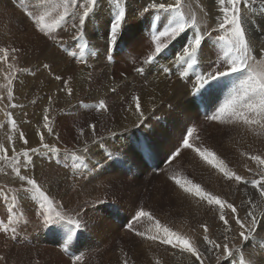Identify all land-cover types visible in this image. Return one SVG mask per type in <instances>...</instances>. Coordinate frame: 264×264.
Masks as SVG:
<instances>
[{"label":"rangeland","instance_id":"374dc122","mask_svg":"<svg viewBox=\"0 0 264 264\" xmlns=\"http://www.w3.org/2000/svg\"><path fill=\"white\" fill-rule=\"evenodd\" d=\"M5 1H6V3H5ZM5 1L0 0V17H1L0 18V23H1L0 26L2 25L0 27V37H1L0 38V45H6L8 43H12L16 47H19V48L23 47L22 50H24V49L26 50L24 53H26V54L29 53V55L31 56V59L33 61H35L31 65L24 63L20 53L18 54L21 58L17 61V63L20 65V67L29 69V71L26 73L25 72L17 73V74H19V75H17L18 78L16 80H14L15 82L13 81V85L15 84L14 85V96H15L14 102L18 103L20 105H23V107H20V108L10 109L13 112L14 118L17 120L19 127L21 125L26 124V123H27V125L30 124V126H33V122H31V121L35 120V117H37L40 113V110H38V109L41 106L39 104L41 103V105H42V104H44V102L47 104L48 103L47 100H48L49 96H53L54 93H56V94L58 93L57 94L58 96L55 95L53 97L54 101H55L56 97L58 98L59 95L62 94V93L58 92V88H57L60 85L58 82H60L62 84V81H56L54 79L55 74L56 75H62L63 74L62 76H64V77L65 76L66 77L71 76L73 78V87L75 90L74 95L75 96L77 95V98H76L77 100H75L73 102V104H71V107L57 111V113L59 115L57 113H55L53 115V118H54L53 129H54L55 135H52V136L47 135L46 143L50 142L49 144H51V142H52V145H55V146L60 147L62 149H63V147L78 148L81 145V141H78L76 139V137L78 135L77 129L84 128L85 139L89 140L88 152L86 153V156L88 157V167H89L91 161H94L93 165L99 164L100 166L102 165L105 167H107L110 163L116 162V163L120 164L122 174L118 175L116 177H112V176L109 177L107 179V181H109V182L104 180L105 185L107 184L106 185L107 191L103 192V193H105L106 199H104V200H106V201L103 200V201L94 203V201L90 200V201H92L91 203L88 201L87 203L85 202V204L84 203H79V204L78 203L77 204L71 203L70 205H65V203H63L62 200L59 199L60 195H62L66 189H68L72 184H74V182H76L78 179L80 180L82 175H78V176H76L75 179H73V170H71V168L69 166L71 162L68 160V157H65L63 152H61L59 154V156H57L56 154H53L54 157H56L57 159H60L61 162H56V160H54L53 162H51L50 160L48 161L47 156L45 154V152H47V151L44 150L43 148H41V152L39 154H32L33 164L35 165L34 168L36 167L37 169L36 168L33 169L31 171V173H29V174H34L35 177L38 179V182L44 184L46 186V188L48 187V182H52V180L55 179L54 180L55 187H56L55 190H57V191L54 190V192H53L48 188L50 195H52V197H54L57 202L61 201L60 203H63L65 205V209L67 208L66 210L64 209V211H66L68 213L70 212L69 213L70 215H74L75 211H79L83 215L81 217H82V222L84 224V227L79 232L76 233L75 239L73 240L72 244L68 247V250L66 252L65 251L66 236L62 232L55 230V226H46L43 224L42 217L39 216L40 210H39V207H37L38 204H36V202L26 200V204L28 206L29 205L30 206L24 207L21 200H25V199L22 198V199H20L19 210L22 211L24 213V215L21 217V221L17 225V229H18L17 230V237L18 238L15 240H12V239H9L4 234H0V255L5 256V258H6L5 262H0V264H72L73 258L77 255L84 256L85 259H84L83 264H121L122 250L129 254V256L135 261V264H154V260L157 257L162 260L163 264H179V263L184 264V261L186 259L185 256H184L185 258L184 257L177 258L176 256L170 255V250L166 249L163 246H160V247L149 246V244L147 242L141 241L138 237H135L133 233H129L127 231V223L131 222L137 208L139 206H144L146 209L153 211L154 215H156L157 218L161 220V223L166 224L169 227H172L174 230L181 231V232H187L190 235L197 236L198 243L200 242L199 237L202 234V229L199 228V224L202 222L208 224L209 229H210V232H209L210 237L216 239V235L218 234L216 222H213V224H211L212 221L207 222V220H203L202 218L200 219L198 217V216H201V214H203L202 215L203 217L204 216L207 217L209 215L208 210H206L207 206L205 207V205H200V208H199L196 204H194L192 202L191 199L186 198L183 195V193L168 179V175L172 171L180 172L182 175L187 176L189 179H192L194 182L197 181L202 187L206 188L208 186L206 188V190H208V188L210 187L209 191H211L213 193L215 192L214 194H217V195H220V194L223 195L224 194L225 197H227V194L228 193L230 194V192L232 190L235 192H238V193L233 195V201L234 202H232V203L235 204V202H238L239 204L243 205L242 200L244 201V199H246L243 195L244 194L243 193V187L244 186L241 185V186L236 187V185L234 183L232 184V182L226 181L220 173H218L211 166L207 165L204 161H202L191 150L183 151L181 153V156L178 157L177 160L174 161L172 165L167 164V157L179 145L181 138H182L183 134L185 133V130L188 127L196 126L198 129V135L200 137L199 140L195 141L197 146H200L202 143L203 146L208 147L211 150H213L214 152H216L217 155H219L222 159H224L225 162L228 163L229 167L231 169H233L234 171H236L238 174L244 175L246 177L249 176V173L245 172L246 170L244 169L243 166L245 163H248L250 166H253V167H254V165H252L251 162L246 161L242 157H240L239 152L241 150L248 151V152L253 151L254 150L253 147L255 145H257L259 147L261 146V152H259V153H262L264 151L262 149V148H264V143L263 144H261V143L264 142V137H262V138L260 137L261 138L260 139L258 137L253 136L251 133L245 132L242 129H237V128L230 127V126H220V125L216 124L215 122L206 121L204 118L205 114H211V112L216 107H218L219 104H221L223 102L224 98L228 95L231 86L226 85V86H224V88L219 89L216 92V94L214 93L212 96L205 98L206 100L204 102H202V105L204 104V106H202L195 99V96H193L194 94L192 93V90H190L191 89V82L181 86L182 82L179 79H177V77L175 75L172 78L174 80L171 79L170 81L167 80V78L165 76L163 77V74L161 72V68H162V66L163 67L169 66L170 62H171L170 59L168 60L169 61L168 65H167V61H166V62H163V64L159 65V66H157V65L146 66V72H145L144 77H140L138 74H136L134 72V68L139 65L141 60L147 55V53L151 50V47H152L150 44L149 38H148L149 29L145 23L147 17L153 15L152 12L146 13V14L141 16V15L137 14L138 13L137 11H128L126 23L123 26L121 39L118 42L119 46L117 45L116 50L111 53L113 59L111 62H109L105 58V51H106V47H107V45H106V41H107L106 37L107 36L105 35V33L107 31V24H108V19H109L108 15H107V8L109 7V5H107V4H105V7H106L105 11L103 13L102 12L99 13L97 15V17L94 19L95 22H98V25H92L91 27L89 25H86V32H87L86 36L87 35L89 36V37L87 36V39L90 40L89 41L90 46L93 49H95L94 51L96 53V55L94 57L89 58V64L91 65V68L85 69L83 65L75 64L73 62V60L71 58H69L61 49H59L55 46H52L49 42L47 44L52 46L51 53L53 51H55V52H60L61 54H63L62 57H63V63L64 64L63 63L61 64L59 62H57V63L54 62L53 63L54 66H53L52 64L48 63L47 61L44 62V60H42L44 57L42 55H41V57H39V54H36L33 50L37 46V43L35 44L36 40L40 41V43H42V44H45V43L43 42V39L38 34H36L34 31H32L33 29L31 28V23L28 22V19H26L27 17L25 16V14L23 12V8L27 5V0H22V1L21 0L20 1L19 0H5ZM7 1H9V2H7ZM144 1L146 3L148 2V0L147 1L144 0ZM134 2L136 4H139V5H141V3H142L138 0H134ZM11 3H12V5H11ZM190 3L192 5V9L194 11H196L198 18H200L203 22L202 23V31H205V30L208 31L211 28H214L216 26V16L218 14L215 11L217 5L214 3V0H207V1L206 0H198V1L197 0H190ZM201 5L204 6V7L203 6L202 7L204 8V12L207 13V16L204 15V12L199 11V7ZM257 5H259V3L255 4V7ZM2 8H3V10H2ZM254 10H255L254 11L255 14L260 16V19H258V21H257L259 23V26L261 28H264V15L261 14V8L259 6H257ZM4 11H6V12H4ZM16 12H18L17 15H16ZM21 12H22V14H21ZM13 13H15V14H13ZM213 14H215V15H213ZM19 15H21V16H19ZM10 17H12V18L10 19ZM20 17H21V19H20ZM16 19H18V20H16ZM21 20L23 22H21ZM24 23H26V24L22 25ZM215 33L216 32H213V35H212L213 37L218 35V33H216V34ZM259 33L260 32H258V31H253L251 35L253 38H256L257 41L259 42V45L263 47L264 41H261V39H260L261 34H259ZM62 34H64V37H65L67 34H70V33H62ZM65 38H66L65 39V47L67 44H70V46L69 47L67 46V47L71 48L72 50H75L73 48V45L75 44V42L70 43V42H68L69 41L68 38L67 37H65ZM26 39H29V40L33 39L32 40L33 41V47H32L31 51H30L31 47H27L23 43L24 41H26ZM207 39L211 40V45L209 46L208 49H209L210 54H211L210 58L213 59L214 57H216L215 45L217 44V42L215 40H213L211 37H209ZM19 40H21V41H19ZM98 43H99V45H98ZM260 48H258L257 50L259 51ZM179 49H180V44L178 45V47L175 48V51L178 52ZM30 53H32V54H30ZM34 53L36 54V57H34L35 56ZM127 53H129V54H127ZM122 58H124V59H122ZM133 59L136 60V64L132 63ZM68 61H69V63H68ZM38 62H40V64ZM41 63H42V65L45 63L52 65L50 67H51V72L53 71L52 73H54V75H49L48 69L46 71V69L43 68ZM204 63L207 64V58L206 57H205ZM36 65L39 67H36ZM0 67H2V66H0ZM28 67H31L32 69L28 68ZM65 67H66V69H65ZM55 68H56V70H55ZM102 70L103 71L105 70V71L103 72ZM88 72L93 73L91 83H89L88 80H86L87 79L86 76H87ZM97 73H99V74H97ZM158 73H160L162 76L160 77V75ZM26 75L28 76V78ZM40 75H42V76H40ZM101 76H102V78H101ZM31 77L33 79L34 78H36V79L32 80V79H30ZM46 77H47L48 81H47ZM125 77H127V79H125ZM79 79H81V80H79ZM137 80L140 82H137ZM27 81L29 82V84ZM30 81L31 82L33 81L32 85H30L31 84ZM158 81H159L160 85H159V87L155 88L154 84ZM167 81H169V82H167ZM4 82L5 81L3 80V83ZM172 82H173V84H172ZM35 83H37V84H35ZM39 83H40V85H39ZM106 83H107V85H106ZM34 84L36 85V88H35ZM90 84H92L93 86ZM99 84L102 85V87ZM110 84H114L115 86H117V93H112L109 90L108 85H110ZM118 84H121L122 88ZM43 85L50 86L51 88H49V87L46 88V86H43ZM85 85H86V87H85ZM52 86L53 87L56 86V88L54 87L55 91H54V88ZM143 86H145V87H143ZM33 87H34V89H33ZM40 87H41V89H40ZM178 87H182V88H178ZM52 88H53V90H52ZM95 88H97V89H95ZM171 88H173V89H171ZM31 89H32V91H31ZM37 89H39V90H37ZM56 89H57V92H56ZM150 89H151V91H150ZM174 89H175V91H174ZM35 90H36V92H35ZM155 90L161 94H159V96H157L155 94V92H156ZM129 91L137 92V94L142 96L141 97V99H142L141 103L143 105L142 107L143 108L145 107L144 110L147 108L145 110V112L150 111V107L153 106V105H147V107H146V102L151 100L150 96L152 99H156L157 97H159V100H160V103L158 104L159 106L157 105L155 107L154 111H150V113H148V119L145 121V124L148 125L147 127H144L143 125H141L137 128L133 124L132 126L127 127L126 130L118 128L119 130L116 129L114 131V128H112L111 125H109V123L111 121H114V119H115V121H120V120L125 119V118H123L126 116L125 115L126 112L124 111V109L126 108V105L128 103V101H126L127 98H128V100L130 99L131 93ZM169 91H171V92H169ZM172 91L174 93H172ZM16 92H19V93H16ZM20 92H22V94ZM164 92H166V93H164ZM49 93H51V94H49ZM88 93H89V95H88ZM118 93H120V94H118ZM180 93L183 95H181ZM0 94H4V96H5V100L2 103H0V108H2L5 106L4 104L7 103L6 90L3 88H0ZM18 94H20V95H18ZM34 94H36V95H34ZM123 95H125V96L123 97ZM165 95H167V96H165ZM175 95H177V96H175ZM178 96H181L182 98H180ZM37 97H39V98H37ZM101 98L106 100V102L109 105V109H110V111L108 113H105L103 115L97 114L94 111V109H92V107H91L94 103H96ZM185 98H187V99H185ZM17 99H19L18 100L19 102L17 101ZM26 99H29L30 101L29 100L26 101ZM175 100H177V101H175ZM79 101H82L83 105H88L89 107H83L80 103H78ZM85 102H86V104H85ZM30 103H33V104L36 103V105H39V107L38 106L36 107L37 110L36 109L35 110L30 109L28 106ZM111 105H114V106H111ZM117 105H119V106L121 105V106L119 107ZM166 105H167V108H166ZM199 105H200V108H199ZM190 106H192V108ZM115 108H117V109H115ZM202 108L204 110V114H203V112H201ZM119 109H121V112L118 111ZM14 111H16V112H14ZM35 111H38L37 112L38 114ZM87 111H88V113H87ZM122 111H124V112L122 113ZM17 113H19V114H17ZM79 113H81V115ZM116 113L117 114L119 113L120 115L119 114L118 115L121 118L118 117L119 118L118 119L117 118L118 115ZM20 114H22V115H20ZM128 114H130V113H128ZM166 114H167V116H166ZM0 116H1L0 119L2 121H4L5 118L2 115V113H0ZM18 116H21V117H18ZM22 116H24V117L22 118ZM78 117H79V119H78ZM65 118H66V120H65ZM83 118L84 119L87 118V119L84 120ZM19 119H21L22 121ZM55 119H56V121H55ZM69 119H70V121H69ZM65 122H67V123H65ZM94 122H95V124H97V130L101 128L102 132H104V133H101L100 135H98V136H103V137H100V139L98 138L97 140H92L91 135L88 134L90 131H89L87 125L94 123ZM105 122L108 124H106ZM98 123H99V125H98ZM104 125H106V126H104ZM33 127H35V126H33ZM33 127H31V130H33ZM108 127H109V129H108ZM128 128L130 129V131L128 130ZM132 128H134V129H132ZM19 129L24 132V129H21V128H19ZM131 129H132V131H131ZM7 131H8V126L5 125V129H3L1 131L2 133L0 135V141H1L0 143H4L5 146L10 147L11 145H10L9 141L7 140V137L5 135V133ZM107 133L109 136L107 135L105 137V134H107ZM123 133H125V134H123ZM56 136H59L60 139L57 140ZM25 137L27 138L28 136L25 134ZM27 139L29 140V138H27ZM123 139H125V140L127 139L128 141H130L128 144L126 143V141H124V143H126V146H127L126 148L123 147V143H121V141L123 142ZM258 139H260V140H258ZM262 139H263V141H262ZM257 140L259 142H257ZM19 141L20 140L17 138L16 143H15V147L17 148V150H20V149L25 148V147L31 148V147H35V146L38 147L39 146L38 142L30 145V140H29L28 145H24L22 143V141H20V142ZM92 141H94V142H92ZM108 143H112V144H108ZM33 145H35V146H33ZM141 145H145L148 147V149L151 152L150 156L141 150V147H140ZM130 147H131V149H130ZM137 149L139 152L137 151ZM230 151H232V152H230ZM42 152H43V154H42ZM93 152H95V153H93ZM109 153H111V158H108ZM256 153H258V151H256ZM48 154H51V153H48ZM100 156H101V158H100ZM106 156L109 160L106 158ZM104 161H107V162H104ZM39 163L41 166L38 167L37 165ZM51 164L56 166V170H52L50 168ZM2 166L3 165L0 164V167H2ZM46 168L48 171L46 170ZM59 168H61V169H59ZM161 168H163L164 171H160ZM58 169L61 170V173H59L57 171ZM64 169H66V170L64 171ZM84 170L85 169H83L82 171H84ZM8 172H9L8 175H4L3 173H0V185H7L8 187L15 189L16 187L19 186V181L17 178L14 177L13 174H11L10 170H8ZM57 176L63 177L64 179H60L59 177L57 178ZM195 176H198L197 179ZM67 179H68V181H67ZM65 180H66V183H65ZM207 181H209V182H207ZM67 182H69L68 183L69 185H67ZM212 182L214 185L212 184ZM70 183H71V185H70ZM230 183H231V185H234V186H231ZM219 184H220V186H218ZM64 186H65V188H64ZM216 186H217V188H216ZM229 186H231L232 188ZM216 189H217L219 194L217 193ZM61 191H63V192H61ZM57 192H59V194ZM17 195L20 197L24 196L23 193H17ZM255 195H257V194H255ZM237 197H240V201L239 200L236 201ZM99 203H100V205H99ZM91 204H93V205H91ZM80 205H81V207H78ZM68 206H70V207H68ZM202 206H203V208H202ZM74 207H75V209H74ZM202 209H203L204 213L202 212ZM29 212H31V213L34 212V214L32 215V218L25 220L24 217L27 216L29 214ZM240 214L243 216L244 212H243V214H242V212H240ZM257 215L260 216V211L257 213ZM6 216H7L6 205H5L2 197H0V219H6ZM197 218H198V220H197ZM22 220H23V223L25 221H27L25 223V225H23ZM28 221L32 224H29ZM261 222H264V220H262ZM221 223L222 222L219 223L220 227H222ZM136 226L138 228L144 229L147 225L146 224H138ZM233 226L235 227V225H233ZM27 227H28V229H27ZM22 229H24V230H22ZM25 229H27V230H25ZM23 231H24V233H23ZM262 232L263 231H259V229H258L257 236L258 235L261 236ZM259 236L257 237L256 241L250 240L247 243H244L240 240H236L232 244V247L233 248H237V247L245 248L246 249V252H245L246 258L249 255V253L252 252V253H254L255 264H264V251H263L264 246H262L260 243V241L264 237L261 236L259 238ZM248 249L249 250L251 249L252 251L251 250L249 251ZM119 255L121 258L119 257ZM235 256L236 255L234 254V257L231 258V264H238L239 257L238 256L235 257ZM118 258L120 260H118ZM206 263L207 264H227L226 260L216 261L215 257L212 259H207Z\"/></svg>","mask_w":264,"mask_h":264},{"label":"snow or ice","instance_id":"6c2138e0","mask_svg":"<svg viewBox=\"0 0 264 264\" xmlns=\"http://www.w3.org/2000/svg\"><path fill=\"white\" fill-rule=\"evenodd\" d=\"M214 3L218 11L216 26L208 31H202L203 22L192 9L190 0H148L137 14L142 16L149 12L153 13L145 21L152 47L140 64L134 68V72L144 77L146 66H159L170 59V65L161 68L162 74L168 80L175 75L182 82L181 86L191 82L192 93L201 99L212 96L226 85H231L223 102L211 114H205V120L220 126L242 129L258 138L264 137V47L257 51L251 35L253 31H258L261 33V41H264V28L249 16L252 6L257 3L261 5V14L264 15V0H214ZM105 4L109 5L105 58L111 62L113 59L111 53L116 50L126 23L127 0H27L23 11L33 31L45 44L50 42L52 46L61 49L75 64L83 65L87 69L91 68L89 58L94 57L96 53L86 37V24L91 26L97 15L105 11ZM199 11L204 12L202 5ZM204 15L207 16V13L204 12ZM213 32L218 35L213 37ZM62 33H70L69 39L75 42L73 45L75 50L65 47V37ZM209 37L217 42L216 57L209 59L205 64V51L211 44V40L207 39ZM177 43L180 44L179 52L175 51ZM21 51V48L12 43L0 45V66H2L0 76L5 81L0 84V88L6 90L7 99V104L0 108V113L5 118L4 121H0V130L5 129V125L8 126L5 135L11 145L7 147L4 143H0V164L3 165L0 167V173L8 175L10 170L19 181V186L15 189L0 185V197L6 205L7 213L6 219H0V234L12 240L18 238L17 225L24 215L19 210V203L23 198L38 204L44 225L55 226V230L66 236L65 251L67 252L76 233L84 227L81 213L75 211L74 215H70L64 211L65 205L57 202L46 186L38 182L34 174H29L34 169L32 154H39L41 148L57 156L63 152L71 162L69 166L73 170V179H75L78 175L87 174L82 170L88 168L86 153L89 140L85 139L84 128H79L76 139L82 143L78 148L61 149L45 142V131H41V128L46 130L47 135H55L51 117L53 97L56 95L54 93L48 98V106L45 107L42 115V125L37 129L39 146L17 150L15 147L17 138L24 145L29 143L10 110L23 107L14 102L13 85L17 73L29 71L17 63ZM132 63L136 64V60L133 59ZM43 68L48 69L49 75H54L48 63L43 64ZM54 79L62 81L58 92L63 93L66 99L71 101L75 91L73 78L54 75ZM87 80L91 83V72H88ZM108 87L112 93H117L114 84ZM4 100V94H0V103ZM78 103L83 107H89L83 105L82 101ZM91 107L100 115L110 111L108 103L103 98ZM154 110V106L150 107V111ZM124 111L135 117L134 126H148L145 124L148 114L142 107L141 96L136 92H131ZM124 118L127 119V116ZM87 127L92 140H97V124L91 123ZM56 139L59 140V136H56ZM199 139L197 127H188L179 145L167 157V164L172 165L183 151L191 150L220 173L226 181L233 182L236 186H244L243 193L246 199L242 201L243 216L240 214V209L228 199L206 190L180 172L172 171L168 179L183 195L197 206L205 205L210 208L218 221L222 222L223 241L210 237L208 224L202 222L199 224L202 234L198 243L197 236L174 230L161 223L153 211L144 206L137 208L131 222L127 223V231L141 241L147 242L149 246H163L169 249L172 256L177 258L186 256L189 264H205L210 256H214L216 261L226 260L227 264H231L234 254L239 257L238 264H255L254 253H249L246 258V249L233 248L231 245L236 240L244 243L250 240L256 241L258 229L264 231L260 228L261 221L264 220V153L243 150L239 152L240 157L254 165L253 167L248 163L244 164V169L249 173L246 177L231 169L228 163L210 148L203 146L202 143L197 146L195 141ZM140 147L147 155H151L147 146ZM108 158H111V153L108 154ZM160 171L164 169L161 168ZM70 187L75 190L76 184ZM17 193H23L24 196L18 197ZM258 210L260 216L257 215ZM138 224H146L147 227L141 229L136 227ZM260 243L264 246V240ZM84 259V256L77 255L73 258L72 264H83ZM5 260V256L0 255V262ZM121 264H135V261L122 250ZM154 264H163V262L157 257Z\"/></svg>","mask_w":264,"mask_h":264},{"label":"bare ground","instance_id":"6f19581e","mask_svg":"<svg viewBox=\"0 0 264 264\" xmlns=\"http://www.w3.org/2000/svg\"><path fill=\"white\" fill-rule=\"evenodd\" d=\"M5 1V0H4ZM20 1V0H19ZM22 1V0H21ZM138 1H140V2H142L141 3V5H139V4H136L135 2H134V0H127V5H128V11H137V12H139V10H141L142 8H143V6L144 5H146V2L144 1V0H138ZM147 1V0H146ZM198 1V0H197ZM207 1V0H206ZM7 2H9V1H7ZM201 2V1H200ZM5 3H6V1H5ZM202 3V2H201ZM206 3V2H205ZM8 4V3H7ZM11 5H12V3H11ZM10 6V5H9ZM203 6V5H202ZM257 6H259L260 8H261V5L259 4V5H257ZM256 6V7H257ZM4 7V6H3ZM8 7V6H7ZM16 7V6H15ZM204 7V6H203ZM255 5H253L252 6V12L251 13H249V16L255 21V23L256 24H258L259 25V23L257 22L258 21V19H260V16L259 15H257V14H255ZM5 8V7H4ZM106 8V7H105ZM254 8V9H253ZM15 9V8H14ZM204 9V8H203ZM2 10H3V8H2ZM8 10V9H7ZM12 10V9H11ZM16 10V9H15ZM9 11V10H8ZM7 11V12H8ZM21 11V10H20ZM216 13L218 14V11H217V7H216ZM4 12H6V11H4ZM15 12V11H14ZM19 12V11H18ZM18 12H16V15H17V13ZM24 12V11H23ZM2 13V12H1ZM103 13V12H102ZM3 14V13H2ZM1 14V15H2ZM12 14V13H11ZM13 14H15V13H13ZM21 14H22V12H21ZM101 15V14H100ZM104 15V14H103ZM210 15V14H209ZM213 15H215V14H213ZM11 16V15H10ZM19 16H21V15H19ZM130 16V15H129ZM137 16V15H136ZM25 17V16H24ZM1 18V17H0ZM12 17H10V19H11ZM17 18V17H16ZM134 18V17H133ZM132 18V19H133ZM8 19V18H7ZM9 19V20H10ZM15 19V18H14ZM20 19H21V17H20ZM25 19V18H24ZM27 19V18H26ZM142 19V18H141ZM257 19V20H256ZM16 20H18V19H16ZM98 20V19H97ZM134 20V19H133ZM137 21V20H136ZM10 22V21H9ZM20 22V21H19ZM21 22H23L22 20H21ZM29 22V21H28ZM135 22V21H134ZM260 22V21H259ZM1 24V23H0ZM3 24V23H2ZM11 24V23H10ZM16 24V23H15ZM26 23H24V24H22V25H25ZM87 25V24H86ZM92 25H98V22H95V20H93V22H92V24H91V26ZM2 26V25H1ZM0 26V27H1ZM11 26V25H10ZM90 26V27H91ZM262 26V25H261ZM25 27V26H24ZM29 28V27H28ZM31 28H32V26H31ZM205 29V28H204ZM29 30V29H28ZM25 31V30H24ZM33 31V30H32ZM206 31V30H205ZM87 33V32H86ZM92 33V32H91ZM90 33V34H91ZM216 34V33H215ZM252 34V33H251ZM259 34H261V33H259ZM62 35H64V34H62ZM213 35V34H212ZM23 36V35H22ZM35 36V35H34ZM88 36V35H87ZM86 36V37H87ZM100 36V35H99ZM217 36V35H216ZM258 36V35H257ZM15 37V36H14ZM17 37V36H16ZM65 37H67L68 38V42H70V43H73L74 41H72L71 39H69V34H67ZM89 37V36H88ZM103 37V36H102ZM1 38V37H0ZM35 38V37H34ZM107 38V37H106ZM258 38V37H257ZM66 39V38H65ZM23 40V39H22ZM25 40V39H24ZM29 39H26V41H24L23 43L27 46V47H31V49H30V51L32 50V47H33V39H30L29 41H28ZM42 40V39H41ZM19 41H21V40H19ZM90 41V40H89ZM44 42V41H43ZM18 43V42H17ZM22 43V44H23ZM37 43V46H36V48L35 49H33L34 50V52L36 53V54H39V57H41V55L44 57L42 60H44V62L45 61H47L48 63H50V64H52L53 65V63L55 62V63H57V62H59V63H63V57H62V55L63 54H61L60 52H55V51H53L52 53H51V48H52V46L51 45H48V44H42V43H40V41H38V40H36L35 41V44ZM253 44H254V46H255V48L256 49H258V48H262V46H260L259 45V42L257 41V39L256 38H253ZM72 45V44H71ZM98 45H99V43H98ZM105 45V44H104ZM178 45H179V43H177L176 44V47H178ZM211 45V44H210ZM209 45V46H210ZM69 47L70 46V44H67L66 45V47ZM101 46V45H100ZM119 46V45H118ZM106 47V46H105ZM264 47V46H263ZM23 47H21V49H22ZM26 48V47H25ZM55 48V47H54ZM28 49V50H29ZM95 50V49H94ZM177 50V49H176ZM26 50L24 49V50H22L21 51V53H20V55H21V57H22V60H23V62L24 63H27V64H33L35 61H33L32 59H31V56L29 55V53L28 54H26V53H24ZM129 51V50H128ZM258 51V50H257ZM179 52V51H178ZM34 53V57H36V54ZM30 54H32V53H30ZM127 54H129V53H127ZM104 55V54H103ZM171 55V54H170ZM38 56V55H37ZM100 56V55H99ZM125 56V55H124ZM210 56H211V54H210V51H209V49H207L206 51H205V57L207 58V62H208V60L209 59H212V58H210ZM20 57V58H21ZM214 57V56H213ZM209 58V59H208ZM215 58V57H214ZM213 58V59H214ZM65 59V58H64ZM122 59H124V58H122ZM41 60V61H42ZM119 60V59H118ZM121 60V59H120ZM169 60V59H168ZM168 60H165L164 62H166L167 61V65H168V63H169V61ZM98 61V60H97ZM43 62V63H44ZM71 62V61H70ZM39 64H40V62H38ZM66 63V62H65ZM68 63H69V61H68ZM95 63V62H94ZM101 63V62H100ZM64 64V63H63ZM140 64V63H139ZM41 65H42V63H41ZM52 65H50V66H52ZM60 65V64H59ZM67 65V64H66ZM99 65V64H98ZM20 66V65H19ZM25 66V65H24ZM29 66V65H28ZM43 66V65H42ZM41 66V67H42ZM54 66V65H53ZM69 66V65H68ZM67 66V67H68ZM101 66V65H100ZM99 66V67H100ZM36 67H39V66H37L36 65ZM163 67V66H162ZM28 68H31V67H28ZM53 68V67H52ZM58 68V67H57ZM60 68V67H59ZM71 68V67H70ZM32 69V68H31ZM54 69V68H53ZM65 69H66V67H65ZM148 69V68H147ZM55 70H56V68H55ZM59 70V69H58ZM63 70V69H62ZM84 70V69H83ZM91 70V69H90ZM106 70V69H105ZM104 70V71H105ZM46 71H47V69H46ZM103 71V70H102ZM103 71V72H104ZM40 72V71H39ZM53 72V71H52ZM56 72V71H55ZM99 72V71H98ZM26 73V72H25ZM84 73V72H83ZM101 73V72H100ZM154 73V72H153ZM39 74V73H38ZM54 74V73H53ZM61 74V73H60ZM66 74V73H65ZM87 74V73H86ZM93 74V73H92ZM97 74H99V73H97ZM159 75H160V77L162 76L160 73H158ZM17 75H19V74H17ZM23 75V74H22ZM56 75V74H55ZM63 75V74H62ZM88 75V74H87ZM96 75V74H95ZM27 76V75H26ZM40 76H42V75H40ZM45 76V75H44ZM43 76V77H44ZM150 76V75H149ZM154 76V75H153ZM20 77V76H19ZM37 77V76H36ZM66 77V76H65ZM87 77V76H86ZM94 77V76H93ZM98 77V76H97ZM163 77H164V75H163ZM174 77V76H173ZM172 77V78H173ZM18 78V77H17ZM27 78H28V76H27ZM39 78V77H38ZM37 78V79H38ZM101 78H102V76H101ZM152 78V77H151ZM30 79H32V80H34V79H36V78H30ZM42 79V78H41ZM46 79H47V77H46ZM83 79V78H82ZM142 79V78H141ZM146 79V78H145ZM157 79V78H156ZM155 79V80H156ZM161 79V78H160ZM178 79V78H177ZM51 80V79H50ZM79 80H81V79H79ZM87 80V79H86ZM98 80V79H97ZM139 80V79H138ZM137 80V82H140V81H138ZM143 80V79H142ZM154 80V81H155ZM168 80V79H167ZM172 80H174V79H172ZM41 81V80H40ZM47 81H48V79H47ZM100 81V80H99ZM125 81V80H124ZM144 81V80H143ZM146 81V80H145ZM148 81V80H147ZM151 81V80H150ZM163 81V80H162ZM170 81V80H169ZM169 81H167V82H169ZM176 81V80H175ZM15 82V81H14ZM20 82V81H19ZM28 82V81H27ZM31 82V81H30ZM33 82V81H32ZM32 82H31V84L30 85H32ZM39 82V81H38ZM46 82V81H45ZM131 82V81H130ZM149 82V81H148ZM165 82V81H164ZM3 83V77L2 76H0V84H2ZM21 83V82H20ZM41 83V82H40ZM40 83H39V85H40ZM43 83V82H42ZM47 83V82H46ZM49 83V82H48ZM51 83V82H50ZM56 83V82H55ZM60 85H61V83L60 82H58ZM95 83V82H94ZM103 83V82H102ZM118 83V82H117ZM121 83V82H120ZM144 83V82H143ZM153 83V82H152ZM171 83V82H170ZM19 84V83H18ZM28 84H29V82H28ZM35 84H37V83H35ZM34 84V85H35ZM84 84V83H83ZM96 84V83H95ZM141 84V83H140ZM146 84V83H145ZM172 84H173V82H172ZM176 84V83H175ZM182 84V83H181ZM15 85V84H14ZM33 85V86H34ZM56 85V84H55ZM59 85V86H60ZM89 85V84H88ZM87 85V86H88ZM90 85H92V84H90ZM100 85V84H99ZM104 85V84H103ZM106 85H107V83H106ZM119 86H121V84H118ZM136 85V84H135ZM155 88L156 87H159V81L158 82H156L155 84ZM171 85V84H170ZM180 85V84H179ZM43 86H46V85H43ZM93 86V85H92ZM96 86V85H95ZM94 86V87H95ZM101 87H102V85H100ZM109 86V85H108ZM125 86V85H124ZM141 86V85H140ZM151 86V85H150ZM178 86V85H177ZM231 86V85H230ZM19 87V86H18ZM21 87V86H20ZM27 87V86H26ZM47 87H49V88H51L50 86H46V88ZM53 87V86H52ZM55 88H56V86H54ZM53 87V88H54ZM83 87V86H82ZM85 87H86V85H85ZM91 87V86H90ZM89 87V88H90ZM117 87V86H116ZM143 87H145V86H143ZM154 87V86H153ZM167 87V86H166ZM16 88V87H15ZM22 88V87H21ZM30 88V87H29ZM35 88H36V85H35ZM53 88H52V90H53ZM55 88H54V91H55ZM58 88V87H57ZM84 88V87H83ZM100 88V87H99ZM104 88V87H103ZM119 88V87H118ZM121 88H122V86H121ZM132 88V87H131ZM169 88V87H168ZM178 88H182V87H178ZM224 88V87H223ZM25 89V88H24ZM23 89V90H24ZM28 89V88H27ZM33 89H34V87H33ZM40 89H41V87H40ZM95 89H97V88H95ZM135 89V88H134ZM139 89V88H138ZM171 89H173V88H171ZM170 89V90H171ZM187 89V88H186ZM26 90V89H25ZM37 90H39V89H37ZM82 90V89H81ZM80 90V91H81ZM91 90V89H90ZM101 90V89H100ZM124 90V89H123ZM158 90V89H157ZM163 90V89H162ZM168 90V89H167ZM182 90V89H181ZM191 90V89H190ZM16 91V90H15ZM19 91V90H18ZM22 91V90H21ZM31 91H32V89H31ZM83 91V90H82ZM125 91V90H124ZM138 91V90H137ZM146 91V90H145ZM149 91V90H148ZM150 91H151V89H150ZM156 91V90H155ZM174 91H175V89H174ZM178 91V90H177ZM35 92H36V90H35ZM40 92V91H39ZM38 92V93H39ZM42 92V91H41ZM56 92H57V89H56ZM93 92V91H92ZM130 93H131V91H129ZM157 92V91H156ZM155 92V94L157 95V96H159V94H161V93H159V92H157L156 93ZM169 92H171V91H169ZM16 93H19V92H16ZM21 94H22V92H20ZM34 93V92H33ZM123 93V92H122ZM137 93V92H136ZM141 93V92H140ZM164 93H166V92H164ZM172 93H174L173 91H172ZM182 93V92H181ZM180 93V94H181ZM221 93V92H220ZM49 94H51V93H49ZM58 94V93H57ZM56 94V95H57ZM75 94V93H74ZM118 94H120V93H118ZM150 94V93H149ZM152 94V93H151ZM179 94V95H180ZM187 94V93H186ZM216 94V93H215ZM225 94V93H224ZM17 95V94H16ZM18 95H20V94H18ZM24 95V94H23ZM33 95V94H32ZM31 95V96H32ZM34 95H36V94H34ZM42 95V94H41ZM44 95V94H43ZM88 95H89V93H88ZM146 95V94H145ZM148 95V94H147ZM173 95V94H172ZM181 95H183V94H181ZM190 95V94H189ZM28 96V95H27ZM58 96V95H57ZM125 95H123V97H124ZM129 96V95H128ZM165 96H167V95H165ZM169 96V95H168ZM175 96H177V95H175ZM194 96V95H193ZM17 97V96H16ZM29 97V96H28ZM33 97V96H32ZM50 97V96H49ZM142 97V96H141ZM162 97V96H161ZM178 97H180V98H182L181 96H178ZM177 97V98H178ZM186 97V96H185ZM220 97V96H219ZM223 97V96H222ZM23 98V97H22ZM30 98V97H29ZM36 98V97H35ZM37 98H39V97H37ZM57 98V97H56ZM55 98V101L53 100V104H54V106H53V108H52V112H51V117L53 118V115L55 114V113H57V111H59V110H63V109H67L68 107H71V104H73V102L75 101V100H77L76 98H77V95L75 96H73V99L71 100V101H69V100H67L66 99V97H65V95L62 93L61 95H59V97L56 99ZM84 98V97H83ZM92 98V97H91ZM111 98V97H110ZM164 98V97H163ZM167 98V97H166ZM173 98V97H172ZM179 98V99H180ZM85 99V98H84ZM150 101H148V102H146V107H147V105H153L154 106V108L160 103V100H159V97H157L156 99H152L151 98V96H150ZM185 99H187V98H185ZM196 99V98H195ZM19 99H17V101H18ZM27 100H29V99H26V101ZM32 100V99H31ZM44 100V99H43ZM42 100V101H43ZM79 100V99H78ZM97 100V99H96ZM119 100V99H118ZM142 100V99H141ZM146 100V99H145ZM166 100V99H165ZM197 100V99H196ZM206 100V99H205ZM204 100V101H205ZM30 101V100H29ZM35 101V100H34ZM48 101V100H47ZM89 101V100H88ZM109 101V100H108ZM126 101H128V98H127V100ZM175 101H177V100H175ZM203 101V102H204ZM208 101V100H207ZM19 102V101H18ZM44 102V101H43ZM42 102V103H43ZM93 102V101H92ZM143 102V101H142ZM168 102V101H167ZM209 102V101H208ZM38 103V102H37ZM112 103V102H111ZM126 103V102H125ZM166 103V102H165ZM170 103V102H169ZM179 103V102H178ZM218 103V102H217ZM7 104V103H6ZM85 104H86V102H85ZM88 104V103H87ZM115 104V103H114ZM5 105V104H4ZM41 107L38 109V110H40V113H39V115L37 116V117H35V120H33V121H31V122H33V126H35V127H33V126H30V124L29 125H27V123L26 124H24V125H21L19 128H21V129H24V134H26L28 137L27 138H29V140H30V145L31 144H33V143H36V142H38L39 143V135H38V132H37V129L39 128V126L40 125H42V115H43V111H44V109H45V107H47L48 106V103L46 104L45 102H44V104H42L41 105V103L39 104ZM39 105H36V103L35 104H33V103H30L28 106H29V108L30 109H33V110H35L36 109V107L38 106L39 107ZM200 105H202V104H200ZM200 105H199V108H200ZM208 105V104H207ZM111 106H114V105H111ZM117 106H119V105H117ZM116 106V107H117ZM121 106V105H120ZM119 106V107H120ZM127 106V105H126ZM143 106V105H142ZM159 106V105H158ZM202 106H204V104L202 105ZM201 106V107H202ZM163 107V106H162ZM191 108H192V106H190ZM210 107V106H209ZM20 108V107H19ZM123 108V107H122ZM145 108V107H144ZM166 108H167V105H166ZM198 108V107H197ZM115 109H117V108H115ZM147 109V108H146ZM145 109V110H146ZM149 109V108H148ZM37 110V109H36ZM80 110V109H79ZM85 111V110H84ZM119 112H121V109H119L118 110ZM160 111V110H159ZM165 111V110H164ZM167 111V110H166ZM204 111V110H203ZM14 112H16V111H14ZM22 112V111H21ZM20 112V113H21ZM33 112V111H32ZM31 112V113H32ZM36 113L38 112V111H35ZM117 112V111H116ZM124 111H122V113H123ZM24 113V112H23ZM30 113V112H29ZM35 113V114H36ZM84 113V112H83ZM87 113H88V111H87ZM148 113H150V111H148V112H146V114H148ZM171 113V112H170ZM17 114H19V113H17ZM34 114V113H33ZM38 114V113H37ZM58 114V113H57ZM62 114V113H61ZM80 115H81V113H79ZM85 114V113H84ZM117 114V113H116ZM119 114V113H118ZM117 114V115H118ZM128 113L126 112V116H127V119H124V120H120V121H115V119H114V121H111L110 123H109V125H111V127L112 128H114V131L116 130V129H118V128H121V129H125L126 130V128L127 127H129V126H132L133 124H134V121H135V117L134 116H132L131 114H128ZM20 115H22V114H20ZM32 115V114H31ZM59 115V114H58ZM74 115V114H73ZM120 115V114H119ZM117 116V118L118 117H120V116ZM123 115V114H122ZM121 115V116H122ZM151 115V114H150ZM159 115V114H158ZM162 115V114H161ZM34 116V115H33ZM78 116V115H77ZM92 116V115H91ZM116 116V115H115ZM166 116H167V114H166ZM1 117V116H0ZM18 117H21V116H18ZM24 116H22V118H23ZM32 117V116H31ZM59 117V116H58ZM75 117V116H74ZM87 117V116H86ZM110 117V116H109ZM113 117V116H112ZM159 117V116H158ZM205 117V116H204ZM95 118V117H94ZM100 118V117H99ZM116 118V117H115ZM121 118V117H120ZM124 118V117H123ZM202 118V117H201ZM32 119V118H31ZM78 119H79V117H78ZM84 119V118H83ZM87 119V118H86ZM86 119H84V120H86ZM104 119V118H103ZM107 119V118H106ZM119 119V118H118ZM1 120V119H0ZM19 120H21V119H19ZM53 120H54V118H53ZM60 120V119H59ZM65 120H66V118H65ZM92 120V119H91ZM101 120V119H100ZM113 120V119H112ZM2 121V120H1ZM22 121V120H21ZM27 121V120H26ZM55 121H56V119H55ZM69 121H70V119H69ZM80 121V120H79ZM99 121V120H98ZM152 121V120H151ZM59 122V121H58ZM72 122V121H71ZM76 122V121H75ZM102 122V121H101ZM107 122V121H106ZM105 122V123H106ZM65 123H67V122H65ZM82 123V122H81ZM85 123V122H84ZM83 123V124H84ZM95 123V122H94ZM21 124V123H20ZM58 124V123H57ZM78 124V123H77ZM101 124V123H100ZM103 124V123H102ZM106 124H108V123H106ZM19 125V124H18ZM67 125V124H66ZM69 125V124H68ZM98 125H99V123H98ZM85 126V125H84ZM104 126H106V125H104ZM31 127H33V130H31ZM57 127V126H56ZM80 127V126H79ZM83 127V126H82ZM110 127V126H109ZM109 127H108V129H109ZM110 127V128H111ZM103 128V127H102ZM138 128V127H137ZM64 129V128H63ZM132 129H134V128H132ZM132 129H131V131H132ZM41 131H45V142H46V138H47V133H46V130H43L42 128L40 129ZM57 130V129H56ZM59 130V129H58ZM78 130V129H77ZM107 130V129H106ZM105 130V131H106ZM119 130V129H118ZM128 130L130 131V129L128 128ZM138 130V129H137ZM2 131V130H1ZM0 131V135H1V132ZM66 131V130H65ZM64 131V132H65ZM90 131V130H89ZM88 131V132H89ZM108 131V130H107ZM117 132V131H116ZM124 132V131H123ZM60 133V132H59ZM58 133V134H59ZM66 133V132H65ZM101 133H104V132H102V129L100 128V129H98L97 130V138H99L100 139V137H103V136H98V135H100ZM178 133V132H177ZM63 134V133H62ZM67 134V133H66ZM89 135H91L90 134V132L88 133ZM123 134H125V133H123ZM108 135V133L107 134H105V137ZM112 135V134H111ZM110 135V136H111ZM109 136V135H108ZM90 137V136H89ZM115 137V136H114ZM133 137V136H132ZM49 138V137H48ZM111 138V137H110ZM262 138V137H261ZM260 138V139H261ZM55 139V138H54ZM90 139V138H89ZM104 139V138H103ZM260 139H258V140H260ZM28 140V141H29ZM48 140V139H47ZM257 140V142H259ZM124 141H126V143L128 144L130 141H128L127 139L125 140V139H123V142L121 141V143H123V147H127L126 146V143H124ZM262 141H263V139H262ZM1 142V141H0ZM20 142V141H19ZM54 142V141H53ZM92 142H94V141H92ZM261 142V141H260ZM37 143V144H38ZM50 143V142H49ZM81 143H82V141H81ZM264 142H262L261 144H263ZM51 144H52V142H51ZM80 144V143H79ZM95 144V143H94ZM108 144H112V143H108ZM105 145V144H104ZM115 145V144H114ZM240 145V144H239ZM260 145V144H259ZM33 146H35V145H33ZM89 146V145H88ZM100 146V145H99ZM112 146V145H111ZM31 147V146H30ZM36 147V146H35ZM116 147V146H115ZM114 147V148H115ZM239 147V146H238ZM32 148V147H31ZM64 148V147H63ZM254 150L253 151H250V152H255L256 153V151H258V153L259 152H261V146L259 147V146H257V145H255L254 147ZM62 149V148H61ZM130 149H131V147H130ZM263 150H264V148H262ZM112 150V149H111ZM116 150V149H115ZM251 150V149H250ZM137 151H138V149H137ZM100 152V151H99ZM139 152V151H138ZM230 152H232V151H230ZM264 152V151H263ZM262 152V153H263ZM93 153H95V152H93ZM42 154H43V152H42ZM45 154H46V156H47V159H48V161L50 160L51 162H53L54 160H56V162H61V160L60 159H57L56 157H54V155L53 154H48L47 152H45ZM99 155V154H98ZM105 155V154H104ZM122 155V154H121ZM41 156V155H40ZM90 156V155H89ZM35 157V156H34ZM66 157V156H65ZM90 158V157H89ZM97 158V157H96ZM100 158H101V156H100ZM106 158H107V156H106ZM115 158V157H114ZM37 159V158H36ZM108 159V158H107ZM100 160V159H99ZM103 160V159H102ZM109 160V159H108ZM41 161V160H40ZM35 162V161H34ZM44 162V161H43ZM55 162V163H56ZM97 162V161H96ZM104 162H107V161H104ZM93 163H94V161H91V163H90V165H89V167L87 168V169H85L84 170V172H86L87 174L86 175H82V177H81V179L79 180L78 178V180L76 181V182H74V184H76V188H75V190H72V188L71 187H69L68 189H66L64 192L63 191H61V192H63V194L62 195H60V200H62V202L63 203H65V205H70L71 203H73V204H79V203H84L85 204V202L87 203L88 201L91 203L92 201H94V203L95 202H100V201H103L104 199H106L105 198V193H103V192H105V191H107V189H106V185H105V183H104V180L105 181H107V179L109 178V177H116V176H118V175H121L122 174V170H121V166H120V164L119 163H116V162H113V163H110L107 167H105V166H100L99 164L98 165H93ZM198 163V162H197ZM42 164V163H41ZM44 164V163H43ZM46 164V163H45ZM48 165V164H47ZM104 165V164H103ZM35 166V165H34ZM38 167L39 166H41L40 165V163L37 165ZM244 167V166H243ZM36 168V167H35ZM34 168V169H35ZM50 168L52 169V170H56V166H54V165H50ZM37 169V168H36ZM59 169H61V168H59ZM57 170L59 173H61V170ZM46 170H47V168H46ZM66 169H64V171H65ZM72 170V169H71ZM48 171V170H47ZM63 171V170H62ZM37 172V171H36ZM51 172V171H50ZM56 172V171H55ZM71 172V171H70ZM244 172V171H243ZM246 172V171H245ZM244 172V173H245ZM31 173V172H30ZM63 173V172H62ZM68 173V172H67ZM36 174V173H35ZM50 174V173H49ZM46 175V174H45ZM65 175V174H64ZM62 176V175H61ZM59 176H57V178H58ZM66 177V176H65ZM196 177V179H197V177L198 176H195ZM48 178V177H47ZM60 179H64L63 177H59ZM52 179V178H51ZM59 179V180H60ZM66 179V178H65ZM195 179V178H194ZM55 180V179H54ZM54 180H52V182H48V187H47V189L49 188L51 191H53L54 192V190H55V182H54ZM73 180V179H72ZM48 181V180H47ZM57 181V180H56ZM67 181H68V179H67ZM75 181V180H74ZM45 182V181H44ZM61 182V181H60ZM72 182V181H71ZM107 182H109V181H107ZM197 182V181H196ZM207 182H209V181H207ZM211 182V181H210ZM65 183H66V180H65ZM69 182H67V185H69L68 184ZM112 183V182H111ZM198 183V182H197ZM225 183V182H224ZM210 184V183H209ZM212 184H213V182H212ZM232 184H233V182H232ZM62 185V184H61ZM70 185H71V183H70ZM214 185V184H213ZM216 185V184H215ZM230 185H231V183H230ZM110 186V185H109ZM218 186H220V184L218 185ZM222 186V185H221ZM231 186H234V185H231ZM231 186H229V187H231ZM208 187V186H207ZM206 187V188H207ZM214 187V186H213ZM237 187V186H236ZM64 188H65V186H64ZM67 188V187H66ZM205 188V187H204ZM205 188V189H206ZM210 188V187H209ZM209 188H208V191H209ZM212 188V187H211ZM216 188H217V186H216ZM221 188V187H220ZM232 188V187H231ZM239 188V187H238ZM49 189H48V191H49ZM58 189V188H57ZM213 189V188H212ZM211 189V190H212ZM215 189V188H214ZM223 189V188H222ZM220 190V189H219ZM238 190V189H237ZM55 191H57V190H55ZM213 191V190H212ZM216 191H217V189H216ZM221 191V190H220ZM219 191V192H220ZM230 191V190H229ZM249 191H251V190H249ZM166 192V191H165ZM179 192V191H178ZM223 192V191H222ZM235 191H231L230 192V194L228 195L227 194V197H225V195L223 194V195H221L220 194V196H222L223 198H226V199H228L230 202H234L233 201V195L234 194H236V193H238V192H235ZM58 194H59V192H57ZM109 193V192H108ZM215 193V192H214ZM217 193H218V191H217ZM225 193V192H224ZM227 193V192H226ZM107 194V193H106ZM163 194V193H162ZM219 194V193H218ZM244 195V194H243ZM258 195V194H257ZM52 196V195H51ZM107 196V195H106ZM18 197H20V196H18ZM243 198V197H242ZM22 199V198H21ZM90 200H92V201H90ZM240 201V197H237V199H236V201ZM245 200V199H244ZM30 201V200H29ZM104 201H106V200H104ZM243 201V200H242ZM21 202H22V204L24 205V207H27L28 205L26 204V199L25 200H21ZM28 202V201H27ZM61 202V201H60ZM181 202V201H180ZM32 203V202H31ZM102 203V202H101ZM29 204V203H28ZM235 204H236V206L240 209V212H242V214H243V212H244V205H241V204H239L238 202H235ZM234 204V205H235ZM91 205H93V204H91ZM99 205H100V203H99ZM30 206V205H29ZM28 206V207H29ZM72 206V205H71ZM90 206V205H89ZM88 206V207H89ZM136 206V205H135ZM195 206V205H194ZM38 207V206H37ZM68 207H70V206H68ZM78 207H81V205L80 206H78ZM86 207V206H85ZM84 207V208H85ZM177 207V206H176ZM196 207V206H195ZM199 208H200V206H198ZM206 207V206H205ZM202 208H203V206H202ZM67 209V208H66ZM65 209V210H66ZM74 209H75V207H74ZM77 209V208H76ZM83 209V208H82ZM198 209V208H197ZM28 210V209H27ZM71 210V209H70ZM181 210V209H180ZM191 210V209H190ZM196 210V209H195ZM206 210H208V212H209V215L207 216V217H203L202 215L203 214H201V216H198L200 219L202 218L203 220H207V222H211L212 221V223L211 224H213V222H216V224H217V229H218V234L216 235V239L218 240V241H223V236H224V231H223V227H220V222L218 221V219H217V217H216V215H215V213L210 209V208H206ZM38 211V210H37ZM73 211V210H72ZM82 211V210H81ZM200 211V210H199ZM198 211V212H199ZM84 212V211H83ZM202 212H203V209H202ZM207 212V213H208ZM259 212V211H258ZM257 212V213H258ZM70 213V212H69ZM204 213V212H203ZM206 213V212H205ZM34 214V212H29V214L27 215V216H25L24 218H25V220H28V219H30V218H32V215ZM196 215V214H195ZM40 216V215H39ZM81 216H83L82 214H81ZM182 216V215H181ZM85 217V216H84ZM196 219V218H195ZM199 219V220H200ZM24 220V219H23ZM23 220H22V223H23ZM197 220H198V218H197ZM29 222V221H28ZM33 222V221H32ZM29 224H32V223H30L29 222ZM210 224V223H209ZM215 224V223H214ZM23 225H25V222L23 223ZM22 226V225H21ZM137 227V226H136ZM144 227V226H143ZM147 227V226H146ZM216 227V226H215ZM234 227V226H233ZM235 228V227H234ZM260 228L261 229H264V222H261V225H260ZM27 229H28V227H27ZM27 229H25V230H27ZM142 229V228H141ZM22 230H24V229H22ZM260 231V230H259ZM217 232V231H216ZM23 233H24V231H23ZM261 234V233H260ZM264 235V231L262 232V234H261V236L262 237H264L263 236ZM259 236V235H258ZM257 236V237H258ZM261 236H259V238L261 237ZM258 238V239H259ZM261 240V239H260ZM262 240H264V238H262ZM235 242V241H234ZM233 242V243H234ZM232 243V244H233ZM232 246V245H231ZM252 248V247H251ZM143 249V248H142ZM203 249V248H202ZM245 249V248H244ZM140 250V249H139ZM144 250V249H143ZM249 250V249H248ZM251 250V249H250ZM249 250V251H250ZM254 250V249H253ZM252 251V250H251ZM264 251V250H263ZM138 252V251H137ZM149 252V251H148ZM258 252V251H257ZM250 253H252V252H250ZM248 254V253H247ZM121 255V254H120ZM120 255H119V257H120ZM260 256V255H259ZM263 256V255H262ZM115 257V256H114ZM186 257V256H185ZM184 257V258H185ZM235 257H237V256H235ZM257 257V256H256ZM121 258V257H120ZM212 258H214V256H210V258L209 259H212ZM255 259V258H254ZM118 260H120L119 258H118ZM183 260V259H182ZM115 261V260H114ZM261 262V261H260ZM179 264H181V263H179ZM184 264H189V260H188V258L186 257V259H185V261H184ZM205 264H207L206 262H205Z\"/></svg>","mask_w":264,"mask_h":264}]
</instances>
